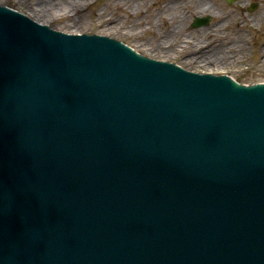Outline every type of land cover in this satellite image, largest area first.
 Segmentation results:
<instances>
[{"label": "water", "instance_id": "water-1", "mask_svg": "<svg viewBox=\"0 0 264 264\" xmlns=\"http://www.w3.org/2000/svg\"><path fill=\"white\" fill-rule=\"evenodd\" d=\"M0 264H264V84L0 6Z\"/></svg>", "mask_w": 264, "mask_h": 264}, {"label": "rangeland", "instance_id": "rangeland-1", "mask_svg": "<svg viewBox=\"0 0 264 264\" xmlns=\"http://www.w3.org/2000/svg\"><path fill=\"white\" fill-rule=\"evenodd\" d=\"M44 1L49 3L45 6L49 11L35 16L34 11L45 12L38 7ZM189 1L192 0H0V5L63 33L111 37L146 57L171 62L188 71L228 75L248 85L264 83V0H235L231 4L226 0H205L203 4L207 3L208 9L198 13L199 9L188 6L185 10L189 17L183 22L179 5ZM165 2L172 4L171 10L160 14L163 10L159 4ZM252 4L256 8L249 11ZM153 15L158 16L156 23L142 21L144 16ZM101 16L108 18L100 20ZM170 16L179 30L167 39L161 38L158 33L169 34L171 30ZM207 16V25L191 27L195 17ZM220 20L223 26L217 25ZM201 33L210 35L203 38ZM185 37L189 46H179ZM199 49L206 51L203 55L210 60L200 58ZM226 54L233 56L224 57Z\"/></svg>", "mask_w": 264, "mask_h": 264}, {"label": "bare ground", "instance_id": "bare-ground-1", "mask_svg": "<svg viewBox=\"0 0 264 264\" xmlns=\"http://www.w3.org/2000/svg\"><path fill=\"white\" fill-rule=\"evenodd\" d=\"M167 1H169V0H167ZM193 1V2H192ZM192 1H189V2H184V3H180V7H182V11H179L178 10V13L180 14V15H182V18H183V22H185V17H187L189 14H186L187 13V10H185L188 6H192V7H194V9H199L198 11V13H202V12H204V10H207L208 8L206 7V4L207 3H205V4H203L204 2H205V0H192ZM38 3V2H37ZM49 3L47 2V1H44V2H41L40 3V5H38V7L40 8V6H41V9H42V11H45V12H39V13H37L36 11H34V14H35V16H38L39 14H42V13H46V12H48L49 11V9H47V8H45V6H47ZM66 5H69V4H66ZM170 5H172L171 3H168V2H165V3H160L159 4V7H160V10H163V12H161L160 14H166V12H168V11H170L171 9H170ZM184 9V10H183ZM170 13V12H169ZM157 17L158 16H156V15H153L151 18H150V16L149 17H146V16H144V18H142V21H144V22H146V21H152V23L154 24V23H156L159 19H157ZM189 17V16H188ZM218 17H219V15H218ZM108 18V17H107ZM106 17L104 18L103 16H101L99 19L100 20H103V19H107ZM181 19V18H180ZM179 19V20H180ZM170 24H172L171 25V30H170V32H169V34H162V33H158V35L161 37V38H169L170 37V35H172L173 33H175V31H178L179 30V26L178 25H176L174 22H173V17L172 16H170V18H169V21H168ZM221 23V25L223 26L224 25V22H223V20H220L219 21V23L217 24V25H219ZM203 34V35H202ZM205 35V36H204ZM208 35H210V34H204V33H201V36L204 38V37H207ZM180 36H182V35H179V38H180ZM201 36L199 37V38H201ZM178 38V37H177ZM182 39H184V38H182ZM191 39V38H190ZM175 42V41H174ZM177 42V41H176ZM189 39H188V37H185V40L183 41V44L182 43H180V44H178L179 46H189ZM206 48L205 49H208V47L207 46H205ZM200 50L201 49H199V51L198 52H200ZM198 52H196V53H198ZM203 54H206V51H202V52H200V53H198V55H200L199 57L200 58H206V56L205 55H203ZM197 55V56H198ZM218 56H219V54H217ZM229 56H233V55H230V54H226V55H224V57H229ZM220 57H222V56H220ZM206 60H210V59H208V58H206Z\"/></svg>", "mask_w": 264, "mask_h": 264}]
</instances>
